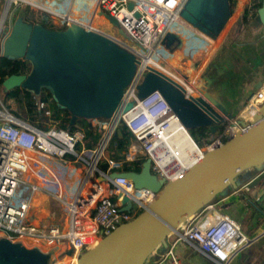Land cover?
Here are the masks:
<instances>
[{
	"label": "built area",
	"instance_id": "obj_1",
	"mask_svg": "<svg viewBox=\"0 0 264 264\" xmlns=\"http://www.w3.org/2000/svg\"><path fill=\"white\" fill-rule=\"evenodd\" d=\"M60 1L45 0V4L36 5V8L46 13L58 29L75 26L88 32L97 31L93 24L99 12L113 17L127 40L139 48V52L131 48L138 59L137 70L116 111L107 119L94 121L92 126L99 139L91 149L83 147V130L70 133L55 126L39 129L14 117L0 103V241L11 244L36 241L43 251H58L52 264H78L84 253L118 227L136 218L139 214L134 208L143 212L159 198L158 193L149 189L136 188L130 179L110 178L112 163L106 172L99 169V164L107 160V147L118 125L124 124L133 137L136 156L133 155L132 159L145 156L150 160L151 173L166 184L176 182L203 158L205 152L220 147L237 132L246 130L253 120L244 121L241 115L226 120L220 134L201 147L158 90L138 97L143 75L150 70L169 78L184 95L187 86H191L182 71L179 73L174 66L171 71L166 70L153 61L165 60L158 49L183 0H98L96 7L92 8H86L82 0H71L64 8ZM78 1L82 6L76 3ZM17 2L35 5L26 0H1L0 58L11 33V28L5 27V20L11 6ZM148 55L152 60L145 63L143 57ZM185 96L191 97L190 94ZM263 104L262 85L249 96L245 109L259 111ZM128 105L130 108L125 110ZM43 107L41 103L40 108ZM78 146H81L79 150ZM47 160L58 162L62 173L77 174V179L67 182L55 175ZM64 166L72 167L65 169ZM29 177L46 186L33 184ZM38 192L46 193L65 207V232L52 226L41 230L31 222L34 195ZM256 199L251 201L260 209ZM175 234L178 241L186 243L214 264H230L251 243L234 220L212 205L204 206L187 219ZM166 256L171 264H182L171 251Z\"/></svg>",
	"mask_w": 264,
	"mask_h": 264
},
{
	"label": "water",
	"instance_id": "obj_2",
	"mask_svg": "<svg viewBox=\"0 0 264 264\" xmlns=\"http://www.w3.org/2000/svg\"><path fill=\"white\" fill-rule=\"evenodd\" d=\"M211 2L207 0L208 4ZM129 8H132L131 3ZM257 15L264 27V0ZM99 16L105 18L127 40L125 32L113 17L103 12H99ZM196 26L205 29V25L200 22ZM20 30L23 44L16 54L30 58L33 66L28 74L5 78L1 83L3 94L25 89L26 84L34 89L45 88L49 90L58 110L71 114L70 126L80 117L107 119L116 111L138 63L117 48L120 43L101 32H88L75 26L54 31L37 24L17 25L11 30L10 36H16ZM10 36L4 43L3 57L14 60L9 57L7 49ZM261 86V82H258L254 89ZM202 88L200 93L222 115L216 114L202 100L192 102L210 121V125L204 128L215 134L233 116L226 104L205 93ZM153 90L163 95L183 124L178 111V107L188 101L184 98L183 90L169 78L150 70L138 87V97L142 98ZM129 108L130 105L125 110ZM259 111L246 130L237 132L220 147L205 152L203 158L174 183L164 184L163 179L153 175L149 159L145 160L139 172L110 173V178L130 179L136 188L149 189L158 193L159 198L148 210L118 227L95 248L84 253L78 264H144L169 234L178 231L179 224L194 216L230 186L236 188L239 176L246 170L255 166L263 170L264 104ZM238 122L243 125L241 121ZM8 244L15 246L18 251L11 254L0 251V264H37V259L31 254H40L39 251H26L18 244Z\"/></svg>",
	"mask_w": 264,
	"mask_h": 264
},
{
	"label": "rangeland",
	"instance_id": "obj_3",
	"mask_svg": "<svg viewBox=\"0 0 264 264\" xmlns=\"http://www.w3.org/2000/svg\"><path fill=\"white\" fill-rule=\"evenodd\" d=\"M26 1L31 2L35 5L31 6L27 3L22 2L13 4L5 20V27L13 29L17 25H33L30 22H26V18H28L27 16L29 15V13L36 15L42 12L41 10L36 8V5L42 6L43 4H45V0ZM70 1L71 0H61L60 2L65 8L66 6H68ZM76 3L79 4V6H82L79 1ZM213 3H216V5L214 9V15H212L211 18L214 19V21H217L218 25H222L223 20L226 16V11L224 8L225 4H222L218 0H214ZM254 4H257V0H248L238 17V23H241V20L242 22L247 23L244 29L241 30L240 25H238V27H236V29L234 30L231 28V30H233L232 35L230 30L227 36L224 35L226 36V38L223 40V45L219 46L218 48L216 47L217 49L215 48L212 52L211 57H214L211 61H209L210 63L207 61L209 64H205V66L208 64L205 73H208L209 76H205L204 72L202 71L203 75L207 79L205 81V85L203 84L204 87L202 88V91H204L205 93L213 95L216 100L221 101L222 103H224L222 98L225 94L229 97H235L236 95L240 96L238 98V101L241 108H238L240 109V111L237 110L239 112H236V117H239L245 109L249 96L253 94V92L261 88L260 87L259 89H254V85L258 82H261V84L264 85V39H257V35L264 34V27L260 24L259 19L256 16H253L256 10ZM244 16L245 18H243ZM180 23H182V25H178L180 29L179 35L183 36L185 28L187 29V26L191 28V26L183 19L180 21ZM93 25L95 28L101 29V33L139 52V48L136 44L122 38L118 34L117 29L112 27L102 16L97 15ZM183 25H186V27H184ZM58 30L62 31L65 29L64 27H61ZM192 33V40H194L196 44L198 42H200L201 44L207 43L205 39H203V41H198V36ZM220 33V30L219 32L217 30L216 35H220ZM175 45H178V40L172 34H169V36L167 37L165 48L172 51L173 49H175ZM117 48L125 52L127 55L131 56L133 60H138L137 56L126 47L117 45ZM170 61L171 60H169L168 58H165L164 60V62L167 64H169ZM174 68L177 69L176 71H178L179 73L181 72L180 68L176 66ZM230 69L235 70L236 74L234 75H236L239 79V87H229L225 78H230L233 75L230 73ZM136 70L137 66L135 68V72ZM144 76L145 74L143 75V78ZM185 76H187V74H185ZM191 86L196 90L197 86ZM24 88L26 90H23V88H19L20 92L18 93L17 97H5V95L2 93V88L0 87V103L14 117L31 123V125L34 124L36 127H38V125H40L41 123L53 121L54 123H58V125H56L57 128L70 133L83 130L84 126H82V124H80L79 122L75 125V128H68V124H66L65 122H61L59 116L54 115L55 109L51 106L49 98L47 96H44L41 90H35L33 87H30V84H26ZM24 92H26V95L24 94ZM196 92V96L191 95V97L189 98L184 95V98L188 99V101H185L181 106H179L178 111L179 117L188 130L190 136L199 146L202 147L204 142L213 141L220 134L226 124L224 123L223 126L219 130H217L215 134H209L208 131L204 130V127L210 125V121L205 115L200 113L197 106L192 102V100H195V102H197L198 100H202L205 104L209 105L216 114H222L219 113V111L204 97V95L200 93V91L196 90ZM180 95H182V93H180ZM242 96L245 97V100ZM41 102L46 103L45 105L47 109L50 110V113L53 115L51 116L52 119L47 118V115L39 119H32L34 116L33 114H35L36 112H40ZM28 107H31L30 110L32 114L28 112V110H26L29 109ZM42 111L44 112V110ZM92 123L93 120H90L88 122L84 121V124H88L90 126H92ZM80 147L81 146H78L77 149L79 150ZM67 180H75V178L65 179V181ZM31 182H33V184L35 185L37 184L36 182L34 183L33 180H31ZM35 198L36 201L34 202L33 209H35L36 207L37 209L41 208V206L44 204V201L48 206V209L44 210V214L41 215V219L45 220V224L49 223L52 227H56L60 232H65L67 225V211L65 207L53 197L48 196L43 192H39V194H36ZM42 209L44 208H41L40 210ZM134 212L138 215L141 211L137 208H134ZM180 227H182V225ZM0 251H7V253L11 254L16 253L18 250L15 246L10 245L4 241H0ZM31 256L37 259V264H50L51 253L47 255L32 253Z\"/></svg>",
	"mask_w": 264,
	"mask_h": 264
},
{
	"label": "crops",
	"instance_id": "obj_4",
	"mask_svg": "<svg viewBox=\"0 0 264 264\" xmlns=\"http://www.w3.org/2000/svg\"><path fill=\"white\" fill-rule=\"evenodd\" d=\"M247 1L248 0H231L230 2V0H225L224 8L226 11V16L223 20V23L220 27L219 25H217V29L211 31L208 34L198 30L197 28H194L192 25L188 23L191 26V28H189V26H187L188 27L187 29L185 28L184 35L186 39L184 40V43L181 46L175 45V49L170 51L166 49L164 45H162V50L165 51L166 55L168 56V59H170L171 61L169 64L164 63V61H162L161 63L167 67V70L170 71L172 65L174 67L176 66L180 68V70L184 74H187V79L189 80L190 84L193 85L194 82L201 89L203 87V84L205 85V81L207 80L206 77L203 75L202 71L205 74L206 67L210 63L209 61H211L212 58L214 57V56L211 57L212 52L216 47L218 48L219 46L223 45V40L226 38L228 32L231 30V28H234V26L238 23V17ZM90 5H91V0L90 3L88 4L89 8ZM180 21L181 19L177 20V22ZM21 30L19 31V34H17L16 36L13 37L10 36L9 39L10 45L9 47H7V49L10 52L9 57L14 60H19L26 63L31 69L32 68L31 66H33L32 60H30V58H26L25 56H18L16 54V52L21 49L23 44V40L20 37L22 32ZM96 30L98 32H101V29L99 28H96ZM217 30L218 32L220 30L221 32L220 35H216ZM191 33L198 36L199 41H203V39H206L207 43L201 44L200 42H198L196 44L194 40H192L193 37H191ZM206 63L208 64L205 66ZM196 89L200 90L198 88ZM35 90L37 91L41 90L43 92V95L49 98V102L52 103L57 108L56 103L53 100L49 90L45 88H39V89L36 88ZM41 103L43 104V102ZM57 111H60L59 113L60 116L62 117H64L66 114H68L71 117V114L68 112L58 110V108ZM50 112L51 111L48 110L46 115L49 116ZM103 119H104L103 117L87 118V119L80 117L79 119H77V121H75L74 124L76 125L78 122H81L82 120L87 122L93 120L92 123L93 125L95 120H103ZM56 125H58V123L56 122L54 123L53 121L40 124L42 129H46L50 126L56 127ZM205 130L208 131L207 128H205ZM134 152H135V147L132 141L126 154L128 155L126 156V160L128 161L134 160L132 159L133 155L136 156ZM47 164L51 168V171L55 175L56 174L60 175V177H62L63 180L72 179V178L77 179V174L69 176L66 173H62L59 170L60 166L58 165L59 164L58 162L54 160H47ZM113 166H114L113 168H116L119 165L114 164ZM64 167L65 169H69L72 166L71 167L64 166ZM78 169L81 170V168ZM258 169L259 167L255 166L253 168L246 170V172H244L239 176L237 180L236 188L230 186L224 192L217 195L211 203L207 204V205H212L217 211L227 215L229 218L234 220L239 225L243 235L251 240L250 245L247 246L245 249H243L237 256H235L231 260L230 264H264V171ZM29 180L31 181L30 177ZM33 181L34 183L35 182L37 183L36 184L37 186H46L45 183H41L38 180H33ZM68 181L69 180H67V182ZM36 194H39V192ZM35 195H34V202L36 201ZM255 198H257L256 199L257 205L259 206L260 209H257L252 203L253 199ZM34 202H33V207H34ZM43 203L44 204L41 206V208L44 209L40 210L41 208L37 209V207L33 209L32 220H31V222L41 230H44V228L51 226V224L49 223L45 224V220L41 219L42 218L41 215L44 214L43 211L48 209L46 202L44 201ZM17 244L21 249L26 251L37 250L42 255H47L51 253L50 264H52L53 261L57 259V255H58L57 250L54 251L50 249L47 251H43L38 246L39 242L37 243L36 241H33V242H23ZM170 251L181 260L182 264H214L213 262L203 257L201 254L193 250L186 243L182 241H178V237L175 233L169 234L164 239V241L161 242L157 246V248L148 256L144 264H171L170 259L166 256Z\"/></svg>",
	"mask_w": 264,
	"mask_h": 264
},
{
	"label": "trees",
	"instance_id": "obj_5",
	"mask_svg": "<svg viewBox=\"0 0 264 264\" xmlns=\"http://www.w3.org/2000/svg\"><path fill=\"white\" fill-rule=\"evenodd\" d=\"M230 2H231V0H230ZM261 2H262V0H257V4H254L256 10H255L253 16H256L257 18H258L257 10H258V8H260ZM27 17L28 18H26V22H30L32 24L40 25V26H42L46 29H49V30L58 31V28L53 26V24L49 20L48 15L44 12H40L39 14H36V15L29 13V15ZM243 18H245V16ZM238 25L241 26L240 28L242 30L247 25V23L246 22L244 23L241 20V23L240 22L237 23L234 26V28H232V29L233 30L236 29V27H238ZM233 30L230 31L231 35H232ZM235 37H233V38H235ZM257 39H264V34L257 35ZM29 70H30L29 66L22 61L10 60V59L1 57L0 58V87H1L2 81L5 78L12 76V75L28 74ZM230 73L233 75L230 78H225L229 87L230 88L239 87V79L236 75H234V74H236L235 70L230 69ZM204 75L209 76L208 73L207 74L205 73ZM19 92H20V89H15V90L8 92L7 94H4V95H5V97H13V96L17 97ZM24 94L26 95V92H24ZM239 97H240L239 95H236L235 97H229L225 94L222 98L223 102L225 104H227V108L229 110V113L232 114L233 118H235L237 116L236 112L240 111V109H238V108H241L239 105V101H238ZM243 99L245 100V97H243ZM43 105H44V107L41 108L40 112H36L35 114H33L34 116L32 119H39V118H42L43 116H46L48 109L45 106L44 102H43ZM51 106L55 109L54 115H58L61 122H65L66 124H68V128H75V124L73 126L69 125L70 116L68 114H66L64 117H62V116H60V113H59L60 111H57V108L52 103H51ZM28 108L29 109H26V110H28V112L31 113V110H30L31 107H28ZM42 110H44V112ZM237 110H239V111H237ZM51 116H53V115L50 113L49 116H47V118L52 119ZM79 123L82 124V126H84V128H83V131H84L83 147L85 149L93 148L99 139V134L97 133L96 128L93 126H90L88 124H84V120H82ZM29 124L31 125V123H29ZM32 126H34V124H32ZM34 127H36V126H34ZM37 128L42 129V127L40 125H38ZM208 133L212 134L210 132V130H208ZM132 141H133V137L130 134V132H128L125 125L124 124L118 125V127L116 128V131H115L114 135L112 136V138L110 139L109 145L107 147V151H106L107 160H103L99 164V169L103 172H106L109 169V164L112 163V164H116L119 166L116 168L110 169L109 170L110 173H113V172H139L141 170L142 164L146 160V157L145 156H137L132 161L126 160V154H127L128 148L130 147Z\"/></svg>",
	"mask_w": 264,
	"mask_h": 264
},
{
	"label": "bare ground",
	"instance_id": "obj_6",
	"mask_svg": "<svg viewBox=\"0 0 264 264\" xmlns=\"http://www.w3.org/2000/svg\"><path fill=\"white\" fill-rule=\"evenodd\" d=\"M82 1H83L82 3H84L88 7V4L90 3V0H82ZM97 1L98 0H91L90 8L96 7ZM211 1L212 2L210 4H208L207 0H183V2L181 3V7L179 9L178 14H176V17L172 18V23L170 25V28L165 34V37H164L163 43L160 46V49H158L160 55H162L164 58H168V56L166 55L165 51L162 50V45H164V46L166 45L167 37L169 36V34H172L178 40V45L181 46L184 43V40L186 38H185L184 35L183 36L179 35L180 34V29H179L178 25H182V23L177 22L178 19L185 20L187 23L192 25L194 28H197L198 30H200V31H202V32H204L206 34H208L211 31L217 29L218 22L214 21V19L211 18V16L214 15V9H215L216 3H213L214 0H211ZM218 1L221 2L222 4L225 3V0H218ZM197 22H200V23L204 24L205 25V29L204 30L199 29L196 26ZM183 26L186 27V25H183ZM220 26L221 25H219V27ZM115 41H117V40H115ZM117 42L121 43L119 41H117ZM121 44L123 45V43H121ZM124 47H126L125 44H124ZM127 49L134 53V51L130 47H127ZM143 58H144V62L145 63L147 61L151 62V60H152V59H149L150 58L149 55L148 56H144ZM155 60L158 62V64L161 67H163L165 69L167 68L166 66H164L161 63L162 61L160 59H154L153 61L155 62ZM188 82H189V80H188ZM189 84H190V82H189ZM193 85L197 86L194 82H193ZM197 88H200V87L197 86ZM263 88H264V85H263ZM187 94H190L192 96H196L197 92H196L195 89L193 90L191 88V86H187L185 95H187ZM259 112L260 111H255V110H252L251 108H247L241 113V119L242 120H246V121L254 120V117L256 115H258ZM189 217H190V215L187 218H189ZM181 225H183V223L179 224L177 230H179V228H181L180 227Z\"/></svg>",
	"mask_w": 264,
	"mask_h": 264
},
{
	"label": "flooded vegetation",
	"instance_id": "obj_7",
	"mask_svg": "<svg viewBox=\"0 0 264 264\" xmlns=\"http://www.w3.org/2000/svg\"><path fill=\"white\" fill-rule=\"evenodd\" d=\"M30 71V70H29Z\"/></svg>",
	"mask_w": 264,
	"mask_h": 264
}]
</instances>
